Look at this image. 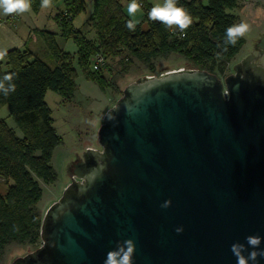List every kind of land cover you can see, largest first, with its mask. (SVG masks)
<instances>
[{"label":"water","instance_id":"water-1","mask_svg":"<svg viewBox=\"0 0 264 264\" xmlns=\"http://www.w3.org/2000/svg\"><path fill=\"white\" fill-rule=\"evenodd\" d=\"M252 58L224 81L188 68L128 85L103 116L102 150L72 163L78 180L45 211L42 245L12 264H104L127 240L132 264H236L230 247L247 236L264 250V68Z\"/></svg>","mask_w":264,"mask_h":264},{"label":"trees","instance_id":"trees-1","mask_svg":"<svg viewBox=\"0 0 264 264\" xmlns=\"http://www.w3.org/2000/svg\"><path fill=\"white\" fill-rule=\"evenodd\" d=\"M121 1L93 0L92 13L87 20L95 33L93 41L73 25L74 18L85 9L84 1L64 0V10L55 20L61 37L71 39L76 52L73 55L64 52L58 47L54 33L42 31L40 35L54 61L53 67L28 50L13 49L0 61V78L13 73L16 86L7 97L0 93V110L7 107L8 117L22 133V137H18L0 118V185L3 188V193L0 192V256L12 244L28 248L40 240L44 215L38 206L43 194L41 184L55 182L52 154L62 142L52 126L45 95L50 90L66 101L71 100L77 88L75 66L101 91L113 89L114 85L104 77L103 67L90 70V63L100 49L114 54L126 52L127 56L120 62L124 71L131 64H139L145 69L144 75L158 74L172 60L175 66L189 64L217 76L226 73L245 43L241 37L235 46L228 45L224 50L226 29L238 21V16L231 12L239 8L238 0H178L177 6L186 8L193 17L183 37L177 34L175 26L169 29L151 20L149 7L135 31H129L125 25L130 19ZM56 2L58 0H53V4ZM31 7L37 12L41 0H31ZM109 71L112 72L111 68Z\"/></svg>","mask_w":264,"mask_h":264},{"label":"rangeland","instance_id":"rangeland-1","mask_svg":"<svg viewBox=\"0 0 264 264\" xmlns=\"http://www.w3.org/2000/svg\"><path fill=\"white\" fill-rule=\"evenodd\" d=\"M83 1L85 9L74 18L73 25L88 39L94 41L96 40L95 36H93L94 31L87 23V20L92 13L93 0ZM238 1L239 8L232 10L231 12L238 16L237 24L246 23L250 26V30L243 36L245 43L238 55L229 64L226 73L223 75H217L221 81H224L227 76L233 74L234 66L241 63L247 56H253L254 58L250 59V62L264 68V55H262V53L260 54L261 49L257 46L259 40L264 38V0ZM62 2L63 0H58L57 2L60 4V7H62ZM130 2L131 0L121 1L123 11L129 19H135L137 21L136 24H138L142 20L143 12L148 10V7L152 8L156 4L162 5L164 0H144L143 2L146 5L145 8L142 9V11H138L134 17H130L127 12V7ZM58 4L55 7L56 10L60 8ZM52 7H41V11L36 19V24L46 26V29L55 31L58 26L55 16L62 8L53 14L54 20H52V18L49 19L48 15ZM55 32H57V30ZM55 40L61 50L73 55L72 53L75 45L71 39L56 36ZM35 50L37 57L44 61L48 66H54V61L48 57L47 50L44 47L42 49L37 47ZM97 55L103 58L98 67H103V75L108 82L114 85L113 89L101 91L93 81L84 76V74L80 72L79 68L75 66L77 72V88L71 100L66 101L60 94L50 90L46 92L45 102L51 111L53 120L52 126L57 135L61 138L62 142L54 149L52 154L51 165L56 173L55 182L51 184H41L43 194L38 206L42 213H45L51 204L57 202L62 197L65 188L71 183L72 177L74 176L72 163H76L78 160H81L82 155L88 149L96 151L102 150L99 145L97 133L99 127L102 125L103 116L108 110L114 107L116 102L122 97L123 90L128 85L144 76L159 77L161 74L169 71L188 68L201 70L198 67L191 66L189 64H180L179 66H175L172 63L174 61L171 60L170 63L167 64L168 66L162 68L158 74L144 75L143 72L145 69H142L143 66L139 64H131L130 68L127 71H124L120 64L122 59L127 56L124 51L114 54L111 52L106 53V50L100 49ZM105 55H107L106 58ZM94 60L90 63L91 71L97 70L93 68V65L95 64ZM108 68H111L112 72H110ZM4 70H6L5 67ZM121 71L124 72H122V74H118ZM0 118L14 130L18 137H22L21 131L18 129L13 120L8 117V110L6 106L0 110ZM0 192L3 193L1 185ZM41 245V238L36 245L28 248L18 244H12L6 247L4 254L0 256V264H12L13 260L17 257H23L30 252H34Z\"/></svg>","mask_w":264,"mask_h":264},{"label":"clouds","instance_id":"clouds-1","mask_svg":"<svg viewBox=\"0 0 264 264\" xmlns=\"http://www.w3.org/2000/svg\"><path fill=\"white\" fill-rule=\"evenodd\" d=\"M178 0H164L163 4H156L148 13L149 18L153 21H158L171 29L173 26L178 28L181 33H184L193 23V17L184 7L177 6ZM53 6V0H41L42 8ZM0 9L5 15L22 14L31 10V0H0ZM138 11H142V6L138 0H131L128 4L127 12L130 17H134ZM137 21L130 19L126 23L129 31H135ZM250 30V26L246 23L234 24L226 29L224 39V50L227 46H235L238 39L243 37ZM8 55L7 49H0V61H4ZM14 74L8 73L0 78V93L4 96L15 91L13 83ZM238 88L239 85L234 86ZM170 201H166L161 207L167 208ZM183 231L182 228H177L179 234ZM262 242L259 236H247L245 244L234 243L230 247V251L236 258V264H257V257L264 258V250H258ZM134 245L131 240L118 243L117 247L107 253L104 264H132V253ZM249 249H252L249 251ZM247 253V255H245Z\"/></svg>","mask_w":264,"mask_h":264},{"label":"crops","instance_id":"crops-1","mask_svg":"<svg viewBox=\"0 0 264 264\" xmlns=\"http://www.w3.org/2000/svg\"><path fill=\"white\" fill-rule=\"evenodd\" d=\"M143 1L144 0H138V3L140 2L142 6H146ZM57 4H58L57 2L54 3L53 7L50 9V12L48 14L49 19L52 18V20H54L53 14H55V12L58 11L60 8H62L61 10H59L60 12L64 10L63 2H62V7H60V4H58L60 7L58 8V10H56L55 8ZM40 11H41V7L37 12H35L31 7L30 11L22 14L5 15L3 13V10L0 9V49H7L8 52L13 49L28 50L35 57H37L35 50L37 49V47L40 49L44 47L47 50L46 45L44 44L40 33L42 31H48L54 33L56 36H61V35L58 26L56 29L57 32H55L56 30L55 31L48 30L46 29V26H40V24H36L37 22L36 19L38 18ZM93 34H94L93 36H95V33ZM75 52H76V47L74 48L72 54H74ZM47 55L50 58L48 50H47Z\"/></svg>","mask_w":264,"mask_h":264},{"label":"built area","instance_id":"built-area-1","mask_svg":"<svg viewBox=\"0 0 264 264\" xmlns=\"http://www.w3.org/2000/svg\"><path fill=\"white\" fill-rule=\"evenodd\" d=\"M141 6H142V4H141ZM177 34L180 35V37H183L184 36L183 33H181V31L179 29L177 30ZM94 59H95L94 60L95 61V64L93 65V68L96 69L98 67L99 63L102 62L103 58L101 56L96 55ZM72 180H76L77 181L78 179L75 176H73L72 177Z\"/></svg>","mask_w":264,"mask_h":264},{"label":"bare ground","instance_id":"bare-ground-1","mask_svg":"<svg viewBox=\"0 0 264 264\" xmlns=\"http://www.w3.org/2000/svg\"><path fill=\"white\" fill-rule=\"evenodd\" d=\"M178 70L174 71V72H177Z\"/></svg>","mask_w":264,"mask_h":264}]
</instances>
